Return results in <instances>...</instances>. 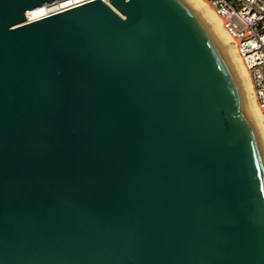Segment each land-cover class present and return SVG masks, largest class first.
Segmentation results:
<instances>
[{"label": "water", "instance_id": "obj_1", "mask_svg": "<svg viewBox=\"0 0 264 264\" xmlns=\"http://www.w3.org/2000/svg\"><path fill=\"white\" fill-rule=\"evenodd\" d=\"M0 0V264H264V142L189 0Z\"/></svg>", "mask_w": 264, "mask_h": 264}, {"label": "built area", "instance_id": "obj_2", "mask_svg": "<svg viewBox=\"0 0 264 264\" xmlns=\"http://www.w3.org/2000/svg\"><path fill=\"white\" fill-rule=\"evenodd\" d=\"M68 1L71 4L56 8L48 15L90 0ZM102 1L113 9L108 0ZM206 1L221 18L225 31L235 40L239 57L249 72L255 101L264 117V0Z\"/></svg>", "mask_w": 264, "mask_h": 264}, {"label": "bare ground", "instance_id": "obj_3", "mask_svg": "<svg viewBox=\"0 0 264 264\" xmlns=\"http://www.w3.org/2000/svg\"><path fill=\"white\" fill-rule=\"evenodd\" d=\"M192 5L200 12L204 17L219 42L223 46L230 60L232 61L236 72L242 83L246 101L248 104L249 111L252 115L254 123L261 135L262 142H264V117H262L261 111L255 101L253 87L251 84L248 70L243 65L236 47L235 40L229 36L222 25L221 18L214 12L212 7L206 0H189ZM71 4L68 0H62L56 4H50L34 8L26 13L27 20H34L42 16L48 15L51 11L56 8L65 7Z\"/></svg>", "mask_w": 264, "mask_h": 264}]
</instances>
